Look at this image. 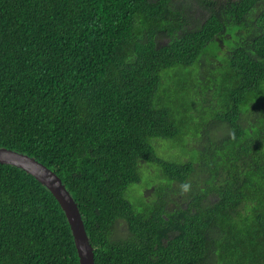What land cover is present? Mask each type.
Listing matches in <instances>:
<instances>
[{"label": "trees", "instance_id": "16d2710c", "mask_svg": "<svg viewBox=\"0 0 264 264\" xmlns=\"http://www.w3.org/2000/svg\"><path fill=\"white\" fill-rule=\"evenodd\" d=\"M177 3L0 0V148L62 179L95 264H264V0H199L192 23ZM197 62L220 68L214 89L230 96L216 94L212 121L228 140L199 165L152 141L187 131L159 106L174 69ZM141 163L158 166L155 197L133 202ZM0 264H80L53 194L2 164Z\"/></svg>", "mask_w": 264, "mask_h": 264}, {"label": "rangeland", "instance_id": "374dc122", "mask_svg": "<svg viewBox=\"0 0 264 264\" xmlns=\"http://www.w3.org/2000/svg\"><path fill=\"white\" fill-rule=\"evenodd\" d=\"M199 0H178L177 9L185 8L184 12L186 18L191 22V17L197 16V11H200ZM190 7L192 9L190 10ZM195 9L194 11H192ZM218 52L216 45H211L209 54H216ZM224 58H227L225 56ZM223 58V60H224ZM198 64L190 68L176 67L175 81L172 85L173 101H164L160 104L159 109L172 108L174 111L175 121L181 126L184 124L187 131L177 139H153V145L157 150L159 157L167 160L192 161L196 164L202 163L201 157L210 150L212 141H227L230 134L229 129L224 124H219L213 128L212 121L215 114L222 109V102L215 99L216 94L224 93L225 99H230L225 96L223 90H215L214 84L216 80L221 79L222 72L220 68L214 71L207 66ZM231 103H233L230 100ZM179 129V128H178ZM211 134V135H210ZM159 143V146H157ZM143 163H141L142 166ZM150 171H144L143 166L141 170L142 180L140 184L134 185L129 193L130 199L133 202H140L143 197L146 201L153 199L154 195V181L158 179V166L151 165ZM156 167V168H155ZM198 181L199 178L197 177ZM253 211V210H251ZM251 211L244 214L250 216ZM240 221L239 219H235Z\"/></svg>", "mask_w": 264, "mask_h": 264}, {"label": "water", "instance_id": "95a60500", "mask_svg": "<svg viewBox=\"0 0 264 264\" xmlns=\"http://www.w3.org/2000/svg\"><path fill=\"white\" fill-rule=\"evenodd\" d=\"M0 164L15 166L24 170L53 194L66 214L80 264H95L94 248L86 231L82 214L78 204L67 190L62 179L35 158L8 148H0Z\"/></svg>", "mask_w": 264, "mask_h": 264}]
</instances>
